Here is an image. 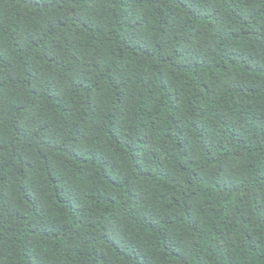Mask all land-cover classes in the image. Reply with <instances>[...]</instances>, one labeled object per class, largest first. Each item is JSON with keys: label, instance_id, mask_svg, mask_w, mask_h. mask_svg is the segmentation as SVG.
Instances as JSON below:
<instances>
[{"label": "trees", "instance_id": "obj_1", "mask_svg": "<svg viewBox=\"0 0 264 264\" xmlns=\"http://www.w3.org/2000/svg\"><path fill=\"white\" fill-rule=\"evenodd\" d=\"M0 264H264V0H0Z\"/></svg>", "mask_w": 264, "mask_h": 264}]
</instances>
